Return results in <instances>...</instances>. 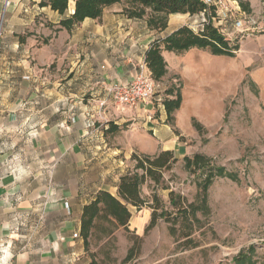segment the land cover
<instances>
[{"label": "crops", "instance_id": "0c3cea01", "mask_svg": "<svg viewBox=\"0 0 264 264\" xmlns=\"http://www.w3.org/2000/svg\"><path fill=\"white\" fill-rule=\"evenodd\" d=\"M41 1L0 0V264H89L81 236L84 206L100 191L117 194L134 153L177 156L179 126L167 123V91L182 93L177 124L210 112L212 76H226L232 57L198 48L164 51L162 90L122 111L108 88L132 81L153 42L193 28L191 16L171 15L167 30L158 32L146 18H128L123 2L105 8L100 19L58 30L76 0L65 14ZM245 1L264 14L260 0ZM229 27L234 30V22ZM257 41L264 50V30ZM113 125L122 136L109 146ZM131 213L129 227L140 233L152 211L131 207Z\"/></svg>", "mask_w": 264, "mask_h": 264}, {"label": "rangeland", "instance_id": "374dc122", "mask_svg": "<svg viewBox=\"0 0 264 264\" xmlns=\"http://www.w3.org/2000/svg\"><path fill=\"white\" fill-rule=\"evenodd\" d=\"M230 1L234 9L228 26L240 18L261 16L258 27L264 30V14L253 13L251 7L250 12L245 11L240 3L249 4L245 0ZM188 22L197 30L202 17L191 16ZM256 33L234 35L240 50L231 60L232 67H227L226 76H212V110L197 113L190 122L179 118L177 124L174 118L173 126H179L175 130L180 141L178 161L164 174L160 185L149 182L143 187L149 205L153 204L152 191H157L161 202L158 214L167 210L170 222L161 218L148 231L150 221L140 233L129 227L119 229L109 239L95 236L86 253L89 264L92 260L96 264H234L233 258L250 246H255L256 264H264V50ZM193 119L202 129L194 126ZM107 136L111 146L114 138L122 135L109 131ZM198 153L236 179L215 178L208 194L209 210L187 220L176 215L170 192L181 196L184 205H200L197 183L201 178L188 172L184 163L186 156ZM171 226L176 228L174 235ZM133 246L137 249L133 259L124 263Z\"/></svg>", "mask_w": 264, "mask_h": 264}, {"label": "trees", "instance_id": "16d2710c", "mask_svg": "<svg viewBox=\"0 0 264 264\" xmlns=\"http://www.w3.org/2000/svg\"><path fill=\"white\" fill-rule=\"evenodd\" d=\"M126 3L124 14L128 18L147 19L148 26L155 31L164 32L169 27L170 16L174 14H188L190 16L199 15L202 21L207 22L203 28L197 30L182 26L172 32L164 39H157L153 42L147 52L146 65L150 70L152 78L161 82L167 73V62L163 57L164 51L183 54L193 48L207 50L215 56L235 57L240 50V45L236 40L225 37L218 28L213 25L212 17L215 12L212 8H207L200 0H76V8L73 15L63 19L59 24V29L71 31L80 25L87 18L100 19L105 8L117 3ZM241 6L250 12V5L240 1ZM69 0H42L41 7H51L52 10L65 14ZM171 98L164 100L163 104L167 113V123L173 125L174 113L181 108L183 97L179 88H171L167 91ZM194 126L200 130L201 125L193 119ZM118 129L113 125L109 129L115 132ZM131 161L133 166L120 178L117 194L113 195L107 191H100L95 198L83 208L81 217V236L84 241L86 252L90 251L92 239H109L119 229H129L132 219L131 207L141 210L144 207L152 209L151 220L146 231L153 229L158 220L163 218L170 222L169 212L165 209L158 214L160 208V198L157 191H152L153 204L149 205L143 196V187L149 182L160 185L164 181V174L170 171L178 158L173 151H161L156 155H138L134 153ZM185 168L188 172L201 178L197 183L200 205L181 203V196L174 191L170 192V204L176 210V215L187 220L197 219L199 211H208L209 189L217 177L235 176L227 174L224 167H218L212 160L202 154H195L194 157L184 158ZM168 189V188H164ZM176 228L171 226L170 231L174 235ZM133 246L124 259V263L133 259L136 251ZM255 246H250L246 250L239 252L234 258V264H256L254 259ZM91 264H96L92 260Z\"/></svg>", "mask_w": 264, "mask_h": 264}, {"label": "built area", "instance_id": "2783aa9c", "mask_svg": "<svg viewBox=\"0 0 264 264\" xmlns=\"http://www.w3.org/2000/svg\"><path fill=\"white\" fill-rule=\"evenodd\" d=\"M207 8H212L215 16L212 17L213 25L220 30V32L230 40H234V35L247 36L262 33L263 29H259V20L261 16L240 18L234 20V30H230L227 25L232 19L233 4L230 0H200ZM264 18V17H263ZM207 20L204 18L201 23L197 25V29L203 28ZM245 36V35H243ZM146 66H141L136 77L125 85H112L108 88V92L112 95L114 103L120 110L134 109L140 104L151 100L154 96L162 90V83L152 78ZM68 205V204H67ZM2 258H0L1 260Z\"/></svg>", "mask_w": 264, "mask_h": 264}]
</instances>
